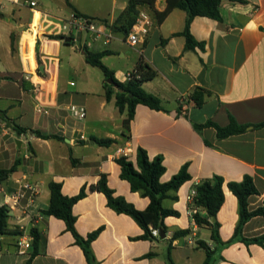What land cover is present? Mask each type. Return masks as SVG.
Instances as JSON below:
<instances>
[{
	"label": "crops",
	"instance_id": "1",
	"mask_svg": "<svg viewBox=\"0 0 264 264\" xmlns=\"http://www.w3.org/2000/svg\"><path fill=\"white\" fill-rule=\"evenodd\" d=\"M129 1L93 0L94 9L87 10L79 0H65L68 14L37 2L29 12L32 22L35 12L40 13L39 33L34 43L22 34L17 54L11 49L17 27H7L6 64L0 70V111L27 132L18 133L0 117V170L14 168L8 179L0 182V207H9L17 191L24 194L8 220L10 231L22 234L0 239V264H26L31 250L21 255L17 243L22 237L32 243V228L39 229L42 240L40 253L31 264H88L64 221L43 214L50 204L49 185L61 183L62 193L73 197L83 187L89 191L105 174L117 196L143 211L149 199L131 191L116 163L122 156L136 163L139 148L146 150L150 159L163 156L164 183L188 165L191 180L163 201L165 208L179 216L165 219V239L133 240L144 233L136 222L109 208L102 193L89 191L75 204L73 214L81 236L103 229L91 245L95 264H204L207 253L199 241L210 248L209 264H264V246L242 240L264 234V216L250 219L236 236L240 207L228 188L229 183L250 176L259 193L248 198L249 211L264 204V127L255 128L264 123V0H225L220 6L221 20L194 18L190 33L203 49H186L184 10L174 9L159 21L156 13L166 10L167 0H156L152 8L139 7V13L145 11L152 17L153 25L138 45H130L127 33L121 30L130 24L121 19ZM75 11L107 21L110 26L105 33L112 35L109 43L104 44L105 35L90 32L80 33L70 44L54 38ZM43 29L45 33L40 35ZM86 50L106 52L102 62L121 83L128 81V74L143 57L158 73L143 88L162 100L164 110L138 105L129 129H125L127 109L121 112L116 106L118 88L99 68L86 62ZM108 89L114 93L110 99L106 97ZM195 91L205 94L201 106L194 101L182 102ZM72 105L86 109L84 120L71 115ZM230 117L247 125L246 131L219 139L214 127L195 128L209 121L226 127ZM33 131L58 138H39ZM91 137L115 142L100 146ZM215 176L224 179L225 195L216 219L209 220L219 223L218 240L212 238L211 226L193 224L186 213L190 190ZM24 183L35 187V192L25 190ZM200 214L206 216L201 209ZM176 231L189 234L173 239Z\"/></svg>",
	"mask_w": 264,
	"mask_h": 264
},
{
	"label": "trees",
	"instance_id": "2",
	"mask_svg": "<svg viewBox=\"0 0 264 264\" xmlns=\"http://www.w3.org/2000/svg\"><path fill=\"white\" fill-rule=\"evenodd\" d=\"M156 0H130L129 5L125 12L122 14L121 19L129 21V27H119L124 30L125 33H129L132 26L135 24L139 15V7L149 6L153 7ZM225 0H167V8L164 12L156 13L159 21H163L168 14L174 9H181L187 13V19L185 29L182 35L186 38V49H195L196 47L204 48V45L197 42L190 33V25L196 17H208L215 20H221L220 6ZM230 2L246 3V0H227ZM68 5L71 7L69 1ZM81 15L79 12L75 11ZM84 16V15H82ZM86 17V16H85ZM90 18V17H88ZM94 19V18H91ZM98 20V19H96ZM107 23L105 20H99ZM116 27V26H114ZM56 39H65L61 35L54 36ZM11 49L14 50V40L11 37ZM39 45H37V51ZM104 53H92L85 51V59L91 66L99 68L106 79H111L114 86L118 88L115 94L116 106L121 112L127 109V117L124 119L125 129H129L132 120L135 117L136 107L138 105H144L152 110L162 111L164 107L162 100L157 96L146 92L143 88V84L155 79L158 75L157 71L150 66L143 57H140L136 68L131 72V78L127 82L121 83L114 78L113 72L109 70L102 62ZM39 59V56H38ZM40 74H43L39 72ZM111 87V86H109ZM113 91L106 90V97L110 99L113 95ZM194 101L197 106H201L205 100V94L199 91H195L192 95L186 98V101ZM0 117L6 121L7 124H11L15 131L18 133L27 132L26 128H22L13 122L6 116L5 112L0 111ZM205 127H214L217 131V137L219 139H225L233 135L241 134L246 131L247 125H240L237 121L230 117V123L226 127H220L217 124L209 121L203 125H196L197 130H202ZM264 123L255 125V128H263ZM34 134L43 139L54 138L53 135H43L39 131H33ZM58 138V137H55ZM91 140L100 146H109L115 141L112 139H102L97 137H91ZM164 158L159 155L154 159H150L146 150L139 148L137 150V160L133 163L130 159L122 156L116 159V163L120 166L122 180L127 181L130 184L132 192H138L141 196L149 199L148 207L141 211L138 210L133 204L129 203L124 197L117 196L113 189L108 185L107 175L103 174L95 185L90 187L89 191H96L102 193L109 208L114 210L118 214H125L131 217L136 224L143 230V235L134 238L133 240H159L152 235L151 229L163 230L168 233V228L165 225V219L171 216L177 217L179 213L172 209H167L163 206V201L167 198H171L170 192H176L182 185L191 180V176L188 172V165H184L180 171L174 175L170 181L162 182L161 178L166 172V168L163 164ZM14 171V168L10 170H0V182L3 183ZM224 179L219 176H215L211 179L200 182L196 188L198 191L197 206L204 212L206 216L201 214L196 216V222L198 225L211 226L212 238L214 240L219 239L218 229L219 223L215 220L211 222L209 220L216 219L217 214L225 201V195L223 190ZM51 192L50 204L47 209L43 211L46 216H52L64 221L66 224V230L70 232L76 245H78L84 253L88 264H95V257L93 255L91 245L99 237L102 232V228L97 229L86 237L81 236L76 229L77 218L73 214V208L80 200L84 199L88 195V190L83 187L80 192L73 196L67 197L62 193V184L57 182H51L49 185ZM230 191L236 196L240 207V220L236 228V236H240L243 226L252 218L257 216H264V204L253 210L249 211L248 198L252 195H257L259 192L250 176H246L242 182H231L228 184ZM10 218V211L6 206L0 207V239L9 234L21 235L19 231L11 232L8 225ZM189 234V231H176L173 234V239L183 237ZM31 254L26 264H31L33 258L40 253L42 234L37 228L30 230ZM243 242L255 243L264 246V234L253 238H242ZM199 247L204 248L207 253V258L204 264H209L211 258V252L208 245L199 241ZM1 248V242H0ZM151 254L147 255V257ZM168 261L171 263V257H168Z\"/></svg>",
	"mask_w": 264,
	"mask_h": 264
},
{
	"label": "built area",
	"instance_id": "3",
	"mask_svg": "<svg viewBox=\"0 0 264 264\" xmlns=\"http://www.w3.org/2000/svg\"><path fill=\"white\" fill-rule=\"evenodd\" d=\"M13 3L15 5H20L22 1L29 5V7L34 8L37 6V2L34 0H1ZM153 25L152 17L145 11L140 12L135 24L132 26L131 30L127 34V41L130 45L136 46L139 42L146 38L148 35L150 28ZM110 26L108 23L91 19L77 13H72L71 16L66 19L60 27L59 35L65 37H71L74 42L77 41L78 35L82 32H90L96 34L97 36L105 35L104 44H108L112 35L111 33H105L106 28ZM64 40V39H62ZM131 78V72L128 74V79ZM182 102H186V98L182 99ZM71 115L78 119L84 120L87 115V111L84 107L72 105L69 107ZM198 185V184H197ZM195 185L187 195V215L190 217L193 224L198 225L196 222V216L200 214V208L197 206V196L198 191ZM23 188L25 190H30L35 192V187L30 185L29 183H24ZM24 197V194L21 191H17L11 197V203L7 207L10 211L15 210V206L20 203V200ZM152 235L156 238L160 237V231L158 229H151ZM19 254L25 255L31 249V240L28 238H20L17 243Z\"/></svg>",
	"mask_w": 264,
	"mask_h": 264
},
{
	"label": "rangeland",
	"instance_id": "4",
	"mask_svg": "<svg viewBox=\"0 0 264 264\" xmlns=\"http://www.w3.org/2000/svg\"><path fill=\"white\" fill-rule=\"evenodd\" d=\"M37 2L41 5L43 3L50 4L55 9L64 10L63 3L65 0H37ZM78 3L80 6H83L87 10L94 9L93 0H79ZM69 9L64 10V14H68ZM40 13L38 11L35 12L33 16L32 22V14L29 12V5L24 1L21 2L20 5H15L13 3L7 1L0 0V70L3 69L6 64V51H7V27L16 26L15 34L13 37L14 40V50H12L13 54L19 53L21 46L19 44V40L21 35L29 40H32L34 43V38L37 33H39L36 29V26L40 20ZM32 24V28H31ZM45 33L44 29L40 31V35ZM18 38V39H16ZM24 56V54H23ZM99 73H102L97 69ZM62 75L65 77L66 73L64 69H62ZM64 79V78H63Z\"/></svg>",
	"mask_w": 264,
	"mask_h": 264
},
{
	"label": "water",
	"instance_id": "5",
	"mask_svg": "<svg viewBox=\"0 0 264 264\" xmlns=\"http://www.w3.org/2000/svg\"><path fill=\"white\" fill-rule=\"evenodd\" d=\"M64 42L67 43V44H70L72 42V38L71 37H66L64 39ZM40 69L43 70V67H40ZM108 82L110 84H113V81L111 79H109ZM160 238L161 239H165L166 238V233L163 230L160 231Z\"/></svg>",
	"mask_w": 264,
	"mask_h": 264
}]
</instances>
